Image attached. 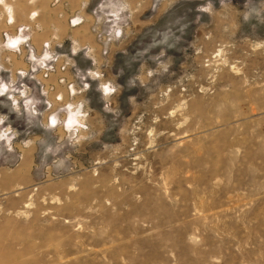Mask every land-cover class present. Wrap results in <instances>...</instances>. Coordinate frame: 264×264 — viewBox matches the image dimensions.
<instances>
[{
    "label": "rangeland",
    "instance_id": "374dc122",
    "mask_svg": "<svg viewBox=\"0 0 264 264\" xmlns=\"http://www.w3.org/2000/svg\"><path fill=\"white\" fill-rule=\"evenodd\" d=\"M0 80V264H264V0H3Z\"/></svg>",
    "mask_w": 264,
    "mask_h": 264
},
{
    "label": "clouds",
    "instance_id": "9594fccd",
    "mask_svg": "<svg viewBox=\"0 0 264 264\" xmlns=\"http://www.w3.org/2000/svg\"><path fill=\"white\" fill-rule=\"evenodd\" d=\"M0 3H3V0H0ZM7 12H8V15H9L8 22L12 23L13 22V17H12V9H11V7L7 8ZM36 14L37 13H33L32 17L34 18ZM20 31L22 33L23 32V28ZM28 39H29V37H25V36H22V35H18L15 39L7 38L6 43L4 44V46L6 48H11V49H15V50L19 51V47L18 46L21 43H26ZM46 47H47V45H46ZM29 58H30V60L35 61L36 64H38L41 68H45V67H47V65L45 64V61L52 60L53 56L50 53L45 52L43 54V56H41L39 58V60L37 59V57L35 55H31ZM33 71H35V68L33 69ZM20 75L23 76V75H26V73L21 72ZM87 87H88V85L86 84L85 88H87ZM8 91H9L8 83H5L2 80H0V95H4ZM24 95H25V93L23 91H21V96H24ZM9 98L11 99V96H9ZM30 103H31V100H25V105L26 106L28 104H30ZM13 104L14 105L16 104L15 100H13ZM68 107L70 109L71 105H68ZM71 122H72V120H71V117H70L69 118V123H71ZM2 123H3V118H0V124H2ZM56 123H57L56 117H55V115H53L50 118V124L52 126H54ZM8 131H11L10 127L8 128ZM5 137H7V132H3V134L0 135V139H4ZM8 140H9V143H10L11 138H8ZM9 150H11V148Z\"/></svg>",
    "mask_w": 264,
    "mask_h": 264
},
{
    "label": "bare ground",
    "instance_id": "6f19581e",
    "mask_svg": "<svg viewBox=\"0 0 264 264\" xmlns=\"http://www.w3.org/2000/svg\"><path fill=\"white\" fill-rule=\"evenodd\" d=\"M248 89H249V88H248ZM250 105H251V102H249L248 107H249ZM251 106H252V105H251ZM250 110H251L250 112H253V107H251Z\"/></svg>",
    "mask_w": 264,
    "mask_h": 264
}]
</instances>
